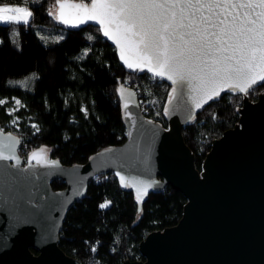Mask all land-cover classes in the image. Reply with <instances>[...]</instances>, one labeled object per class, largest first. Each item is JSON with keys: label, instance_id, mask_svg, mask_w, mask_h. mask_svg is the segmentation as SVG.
<instances>
[{"label": "water", "instance_id": "obj_1", "mask_svg": "<svg viewBox=\"0 0 264 264\" xmlns=\"http://www.w3.org/2000/svg\"><path fill=\"white\" fill-rule=\"evenodd\" d=\"M57 15L56 0L58 22L96 26L127 67L116 42L104 35L99 23L65 24ZM131 69L172 84L165 105L166 127L142 113L137 93L122 82L116 94L125 138L83 163L62 164L43 146L28 152L23 163L20 136L0 126V264H83L58 245L59 231L67 209L84 195L88 181L108 171L132 190L138 209L149 193L166 185L186 199L176 223L151 230L139 240L141 258L120 264H264V90L249 99L247 93L225 89L212 99L224 93L243 95L237 122L211 140L199 169L182 128L211 100L204 97L197 108L193 98L198 94L186 82L173 84L167 75L157 76L147 67ZM54 179L65 186L54 189Z\"/></svg>", "mask_w": 264, "mask_h": 264}, {"label": "trees", "instance_id": "obj_2", "mask_svg": "<svg viewBox=\"0 0 264 264\" xmlns=\"http://www.w3.org/2000/svg\"><path fill=\"white\" fill-rule=\"evenodd\" d=\"M29 5L28 23L0 21V97H17L22 103L15 111L19 120L13 130L5 126L11 118L6 111L9 102L0 104V126L20 136L21 156L43 146L50 157L71 165L122 142L125 124L116 94L120 81L137 89L140 107L144 103L149 109L148 119L167 126L170 81L121 64L96 26L58 22L51 13L55 0H31ZM263 90L264 82L246 95L255 99ZM242 100L241 94L224 93L183 126L197 168L211 140L237 122ZM51 186L59 189L65 183L54 179ZM185 200L181 191L166 185L149 193L138 209L132 190L121 186L111 171L94 175L84 195L67 209L58 245L83 264L139 259V240L151 230L176 223Z\"/></svg>", "mask_w": 264, "mask_h": 264}, {"label": "snow or ice", "instance_id": "obj_3", "mask_svg": "<svg viewBox=\"0 0 264 264\" xmlns=\"http://www.w3.org/2000/svg\"><path fill=\"white\" fill-rule=\"evenodd\" d=\"M57 4L62 23H99L104 35L116 42L128 68L147 67L157 76L167 75L173 84H189L198 94L193 98L197 108L204 97L212 100L225 89L247 93L264 81V0H91L90 4L57 0ZM31 16L27 7H0V21L28 23Z\"/></svg>", "mask_w": 264, "mask_h": 264}, {"label": "rangeland", "instance_id": "obj_4", "mask_svg": "<svg viewBox=\"0 0 264 264\" xmlns=\"http://www.w3.org/2000/svg\"><path fill=\"white\" fill-rule=\"evenodd\" d=\"M5 5H7L9 7H22V6H19L17 4H13V3H1L0 7L5 6ZM54 9H55L54 7H51V13L53 15L55 13ZM0 101H2V103H5L6 101L9 102V104L6 107V111L11 114V118L8 120V122H6L5 126L10 128V130L17 128V123H18L19 118L15 114V111L21 106V104H22L21 101L17 97H12L10 100H7L6 98L0 97ZM2 103H0V104H2ZM25 158H26V154L23 155V163L25 162Z\"/></svg>", "mask_w": 264, "mask_h": 264}, {"label": "built area", "instance_id": "obj_5", "mask_svg": "<svg viewBox=\"0 0 264 264\" xmlns=\"http://www.w3.org/2000/svg\"><path fill=\"white\" fill-rule=\"evenodd\" d=\"M31 0H21V1H19V2H16L15 4H17V5H19V6H22V7H27L28 8V10L29 11H31V8H30V5H29V2H30ZM56 1V0H55ZM80 1H89V0H80ZM120 82H122V83H124V84H126V85H129V86H131L130 85V83L128 82V81H120ZM133 89H134V91L137 93V89H135V87H133V86H131ZM138 95V94H137ZM140 99H138V101H139ZM142 105H143V107L141 108V111H142V113L146 116V114H148V112H149V109L148 108H146L145 106H144V103H142Z\"/></svg>", "mask_w": 264, "mask_h": 264}]
</instances>
